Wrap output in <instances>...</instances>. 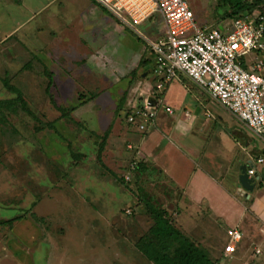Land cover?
Segmentation results:
<instances>
[{
    "label": "rangeland",
    "instance_id": "374dc122",
    "mask_svg": "<svg viewBox=\"0 0 264 264\" xmlns=\"http://www.w3.org/2000/svg\"><path fill=\"white\" fill-rule=\"evenodd\" d=\"M186 1L197 21L205 20L209 26L232 21L226 18L229 2L224 8L222 0ZM91 2L0 0V101L18 97L9 89L13 87L21 91L25 102L15 101L0 109V264H154L137 248L154 225L145 204H138V186L174 213L183 202L178 189L154 176L138 173L136 178L133 162L105 150V131L100 130L97 136L89 130L88 123L75 119L74 112L62 118L57 88L52 83V88L46 89L49 76L41 65L45 60L35 58L29 62L27 58L31 43L51 40L54 32L71 20L77 21L81 10ZM144 29L140 27L143 33ZM127 35L130 43L132 40L143 46L133 34ZM3 39L9 41L3 43ZM251 58L264 64V53L252 54ZM51 66L47 64L50 70ZM204 98L207 110L234 122L219 103L208 95ZM196 106L189 98L187 109L192 111ZM250 138L264 149V141L253 134ZM243 166L247 171L248 167ZM254 180L258 185L256 176ZM233 187L242 205L237 209L232 203L226 204L235 209L225 210L224 220L215 218L217 213L179 222L168 211L170 217L180 224L187 238L201 249H208L214 261L264 264V236L260 229L263 219L258 206L251 207L253 201L260 200V188L246 193L241 184ZM249 193L251 197L245 195ZM239 210L253 218L256 226L236 244L240 252L230 260L224 255L230 241L228 231L239 222ZM256 247H260L261 255H255Z\"/></svg>",
    "mask_w": 264,
    "mask_h": 264
},
{
    "label": "crops",
    "instance_id": "0c3cea01",
    "mask_svg": "<svg viewBox=\"0 0 264 264\" xmlns=\"http://www.w3.org/2000/svg\"><path fill=\"white\" fill-rule=\"evenodd\" d=\"M91 1L81 10L77 21L71 20L63 30L54 32L51 40L35 41L27 47L29 62L35 58L45 60L41 65L43 73L49 76L46 89H51L53 83L59 92L60 107H73L75 119L88 123L89 130L97 136L100 130L105 131V150H112L111 153L130 162L139 160L144 167L142 175L166 181L169 187L180 191L183 204L176 208V213L168 210L177 221H193L205 213H217L215 218L221 221L225 219L224 211L233 209L226 204L232 203L240 209L242 204L235 197L233 186L241 184L243 165L248 169L255 167L258 185L255 177L251 179L255 189L260 188V200L253 201L251 207L258 206L264 236V163H258L260 158L264 159V149L250 138L253 133L223 106L238 126L225 116L207 110L204 97L208 94L183 75L174 79L159 96L165 107L154 119L144 122L138 117L130 123L129 116L139 111L146 100L155 101L157 97L155 59L147 43L133 29L122 26L106 9ZM198 24L202 28L224 25L209 26L205 20H198ZM143 27L145 34L153 39L163 37L166 30L163 19L157 15ZM129 33L143 46L132 40L130 43ZM189 98L198 104L192 111L187 109ZM167 106L173 109L172 114L166 112ZM245 195L251 197L250 193ZM236 216L239 222L229 229L244 230L240 244L248 233L255 231L256 221L240 210ZM236 247L228 259H234L240 252ZM254 252L257 256L262 253L260 247Z\"/></svg>",
    "mask_w": 264,
    "mask_h": 264
},
{
    "label": "built area",
    "instance_id": "2783aa9c",
    "mask_svg": "<svg viewBox=\"0 0 264 264\" xmlns=\"http://www.w3.org/2000/svg\"><path fill=\"white\" fill-rule=\"evenodd\" d=\"M94 1L122 26L133 29L147 43L155 59L157 98L146 100L139 111L128 117L130 123L138 117L144 122L154 119L165 107L158 96L183 75L230 111L255 136L264 138V64L251 58L252 54L264 53V3L232 19L228 25L202 28L186 0ZM156 15L163 19L166 30L163 37L153 39L140 31V27ZM165 110L173 113L169 106ZM258 163H264V159L260 158ZM247 173L250 178L257 174L253 166ZM228 236L226 257L236 252V244L243 237L238 229H230Z\"/></svg>",
    "mask_w": 264,
    "mask_h": 264
},
{
    "label": "trees",
    "instance_id": "16d2710c",
    "mask_svg": "<svg viewBox=\"0 0 264 264\" xmlns=\"http://www.w3.org/2000/svg\"><path fill=\"white\" fill-rule=\"evenodd\" d=\"M221 2L224 8H226L228 2V5H230V10H226V18L235 19L251 8L264 3V0H253L251 3H247L246 0H222ZM9 89L16 92L18 97L14 100L0 101V109L15 101L25 104L19 89L13 87H9ZM59 109L62 118H69L75 110L73 107H59ZM2 117L3 115L0 112V118ZM133 163H135V166L132 168V172L138 178L137 174L144 171V167L139 160H134ZM120 181L125 183L126 180L121 178ZM260 185H262L261 182ZM137 197L138 204H145L149 215L154 221L149 235L141 238L137 244L138 250L149 261L154 264H220L218 261L211 259L210 251L201 249L194 240L187 238L171 219L168 210L145 193V190L140 186H138Z\"/></svg>",
    "mask_w": 264,
    "mask_h": 264
},
{
    "label": "water",
    "instance_id": "95a60500",
    "mask_svg": "<svg viewBox=\"0 0 264 264\" xmlns=\"http://www.w3.org/2000/svg\"><path fill=\"white\" fill-rule=\"evenodd\" d=\"M241 185L248 191L252 192L255 189V185L252 184V179L249 177L246 170H244L240 176Z\"/></svg>",
    "mask_w": 264,
    "mask_h": 264
}]
</instances>
